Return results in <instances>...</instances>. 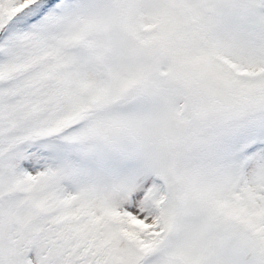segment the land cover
<instances>
[{"label":"snow or ice","instance_id":"6c2138e0","mask_svg":"<svg viewBox=\"0 0 264 264\" xmlns=\"http://www.w3.org/2000/svg\"><path fill=\"white\" fill-rule=\"evenodd\" d=\"M0 264H264V0H0Z\"/></svg>","mask_w":264,"mask_h":264}]
</instances>
